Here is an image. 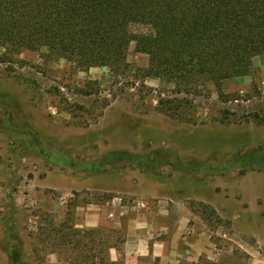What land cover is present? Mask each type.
<instances>
[{"label":"rangeland","instance_id":"obj_1","mask_svg":"<svg viewBox=\"0 0 264 264\" xmlns=\"http://www.w3.org/2000/svg\"><path fill=\"white\" fill-rule=\"evenodd\" d=\"M148 66L134 41L123 65L87 67L1 40L0 264H67L87 237L72 229L99 228L100 254L123 224H78V207L162 197L186 203L209 235L215 259H200L264 264V55L221 80H166ZM116 152L139 159L103 162Z\"/></svg>","mask_w":264,"mask_h":264},{"label":"trees","instance_id":"obj_2","mask_svg":"<svg viewBox=\"0 0 264 264\" xmlns=\"http://www.w3.org/2000/svg\"><path fill=\"white\" fill-rule=\"evenodd\" d=\"M1 40L43 46L87 67L123 65L134 41L135 50L149 56L150 75L183 83L202 74L221 80L249 71L252 54L264 55V0H0ZM110 156L103 162L139 159L124 152ZM98 231L72 229L71 235L88 237L73 244L59 233V244L77 248L67 264H124L108 257L124 234L113 229V236L103 235L102 252L95 254ZM187 264L218 263L199 257Z\"/></svg>","mask_w":264,"mask_h":264},{"label":"crops","instance_id":"obj_3","mask_svg":"<svg viewBox=\"0 0 264 264\" xmlns=\"http://www.w3.org/2000/svg\"><path fill=\"white\" fill-rule=\"evenodd\" d=\"M77 209L83 210L76 220L81 225L98 227L107 222L119 228L123 224V240L109 249L111 260H123L124 264H187L204 255L215 259L209 235L189 224L192 213L186 203L162 197L143 208L113 200L110 205L90 203Z\"/></svg>","mask_w":264,"mask_h":264},{"label":"built area","instance_id":"obj_4","mask_svg":"<svg viewBox=\"0 0 264 264\" xmlns=\"http://www.w3.org/2000/svg\"><path fill=\"white\" fill-rule=\"evenodd\" d=\"M115 199H117V198H115ZM118 200H120V199H118Z\"/></svg>","mask_w":264,"mask_h":264}]
</instances>
